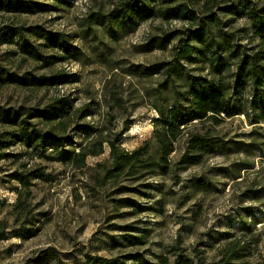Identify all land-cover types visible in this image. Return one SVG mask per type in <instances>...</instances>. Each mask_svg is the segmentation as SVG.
I'll return each instance as SVG.
<instances>
[{
	"label": "rangeland",
	"instance_id": "1",
	"mask_svg": "<svg viewBox=\"0 0 264 264\" xmlns=\"http://www.w3.org/2000/svg\"><path fill=\"white\" fill-rule=\"evenodd\" d=\"M22 1L51 8L33 13L1 11L0 28L37 27L64 35L71 52L66 54L57 46H40L47 44L46 40L25 32L42 55L64 59L45 66L20 53L16 45L1 42L0 69L19 75L61 73L67 79L57 87L41 89L0 83V108L31 110L32 114L35 109L64 100L72 111L87 109L86 117H72V126L65 135L70 136L73 147L86 142L84 134L73 131L76 125L105 129V136H110L132 124L123 136L122 148L127 151L151 139L152 120L157 116L153 107L163 77L143 73L156 63L170 60L176 42L167 51L143 52L142 47L149 38L182 29L186 24L178 19L137 15L125 28L117 29L118 23L99 25L85 34L91 14H108L130 0H65L63 5L51 0ZM138 1H145L154 13L164 8L162 0ZM205 1L179 3L202 13ZM212 1L226 8L235 0ZM222 8L213 10L226 23L225 30L236 33L248 27L245 20ZM111 27L117 32L111 33ZM250 35L238 33V43L256 47L258 41ZM191 72L206 75L199 70ZM28 122L41 131L50 129L32 117ZM10 131L18 128L0 124V142L14 141L3 134ZM196 131L220 137L231 148L234 142L242 143L244 150L210 154L200 165L178 170L175 163L185 151L187 133ZM185 134L171 155L169 175L134 180L123 177L106 184L102 183L104 168L98 165L110 160L107 144L105 154L88 158L80 169L41 158L20 141L0 144V221L7 235L0 240V264H55L57 260L52 257L62 264H73L74 259L81 260L87 254L109 258L140 254L154 263L167 257L169 264H176V249L193 264H220L226 246L235 241L244 246L235 264H264V120L251 124L249 118L239 115L226 118L220 125H192ZM39 169L48 176L31 178L27 187L12 177ZM194 180L208 182L207 191H198Z\"/></svg>",
	"mask_w": 264,
	"mask_h": 264
},
{
	"label": "trees",
	"instance_id": "2",
	"mask_svg": "<svg viewBox=\"0 0 264 264\" xmlns=\"http://www.w3.org/2000/svg\"><path fill=\"white\" fill-rule=\"evenodd\" d=\"M65 4V0H51ZM180 0H162L161 6L154 13L145 1L130 0L108 14H91L87 19L89 26L83 31L92 32L93 26L113 25L118 28L132 22L137 15H148L169 21L178 19L186 27L173 32H164L162 35L149 38L143 45V52L155 50L167 51L171 49V59L152 65L146 75L159 74L163 77L159 84L158 101L154 105L157 116L152 120L154 131L151 139L144 142L133 151L122 148L123 136L132 124H127L125 130L114 135L105 136V129H97L90 125H76L73 131L85 135V143H78L73 147L72 139L67 135L73 122L72 117L84 118L89 112L87 109L72 111L70 103L64 100L55 101L43 109H5L0 108V124L18 131L3 133L9 140L0 144L8 146L16 141L23 142L33 149L41 158L70 164L78 169L86 166L90 157H100L105 154V145L109 147L110 160L99 163L104 168L102 183L106 184L123 177L134 179L146 178L150 175H169L171 173V155L176 152L177 144L184 138L188 127L206 122L220 125L226 118L245 115L251 124H258L264 120V1L235 0L230 7L222 8L215 1H205L204 12L198 13L188 5L179 3ZM50 5L39 2L22 0H0V12L33 13L45 12ZM214 8L228 10L238 19L245 20L248 27H242L236 33L225 30L228 27L219 18ZM206 14L205 16H203ZM110 28V27H108ZM117 29L111 27V33ZM40 31V32H39ZM25 32H32L46 40L44 47L57 46L64 53L70 54L71 47L64 35L51 34L41 28H24L3 26L0 28V43L16 45L24 55L45 66H53L64 57L44 56L37 46L26 38ZM249 35L258 41V45L247 48L240 45L241 36ZM74 49V48H72ZM195 66V70L188 69ZM199 67V68H198ZM199 70L206 75L194 74L191 71ZM67 76L56 73L49 76L32 74L19 75L14 72L0 69V83L2 85H16L20 87H57L66 82ZM25 116V117H24ZM32 117L50 127L41 131L35 124L29 123ZM185 151L175 163L178 170L200 165L210 154H228L244 150L242 143L229 142L209 133H187ZM10 146V145H9ZM50 152L47 154V151ZM41 169L28 175L15 174L13 179L18 180L25 187L29 186L31 178H46ZM197 190L206 192L208 182L194 180ZM127 190V188H126ZM143 196L147 193L138 191ZM127 202V201H124ZM127 204V203H126ZM129 204V203H128ZM141 207V206H138ZM5 227L0 221V240L6 239ZM143 244L142 240H139ZM139 244V243H138ZM244 246L240 241L229 243L224 251L220 264H235L242 257ZM176 264H193L188 257L175 250ZM55 264H62L57 257ZM73 264H169L167 257H161L158 263L149 261L140 254H124L116 257H102L85 255L81 260L74 259Z\"/></svg>",
	"mask_w": 264,
	"mask_h": 264
},
{
	"label": "clouds",
	"instance_id": "3",
	"mask_svg": "<svg viewBox=\"0 0 264 264\" xmlns=\"http://www.w3.org/2000/svg\"><path fill=\"white\" fill-rule=\"evenodd\" d=\"M155 114V113H154Z\"/></svg>",
	"mask_w": 264,
	"mask_h": 264
}]
</instances>
